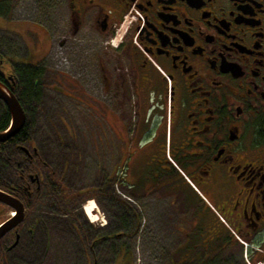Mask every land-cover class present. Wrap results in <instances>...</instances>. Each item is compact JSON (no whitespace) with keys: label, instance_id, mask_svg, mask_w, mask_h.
Returning <instances> with one entry per match:
<instances>
[{"label":"flooded vegetation","instance_id":"1","mask_svg":"<svg viewBox=\"0 0 264 264\" xmlns=\"http://www.w3.org/2000/svg\"><path fill=\"white\" fill-rule=\"evenodd\" d=\"M13 1L0 0L8 15L0 17L11 18ZM51 1L56 104L117 109L118 159L100 188L107 198L116 183L118 225L102 218L94 228L77 211L90 193L44 200L53 178L45 168L65 175L28 138L7 156L0 189L20 199L23 217L0 237V264H45L50 223L85 264H98L110 240H120L117 251L143 232L147 200L196 204L199 264H264V0ZM49 2L39 0L44 17ZM11 72L5 81L14 84ZM0 206L1 225L16 208Z\"/></svg>","mask_w":264,"mask_h":264},{"label":"rangeland","instance_id":"2","mask_svg":"<svg viewBox=\"0 0 264 264\" xmlns=\"http://www.w3.org/2000/svg\"><path fill=\"white\" fill-rule=\"evenodd\" d=\"M12 7L11 18L0 20V52L14 63L33 65L39 62L45 70L40 111L31 112L33 144L39 146L52 166L63 171L66 184L77 192L76 196H80L79 189L94 196L100 193L97 189L117 163L119 124L114 116L117 109H111L105 116L103 109L94 104L67 109L58 106L52 87L57 59L61 56L55 44L53 2L50 0L45 17L39 0L13 1ZM65 160H68L66 168L63 167ZM109 190L119 194L115 182L109 184ZM92 196L82 200L83 203L95 200L98 218L91 220L82 207L77 211L82 210L94 228L102 218L109 220L110 230L116 228L115 202L102 196L99 203ZM171 204L177 206L174 211ZM142 207L143 232L123 237L117 251L120 240H110L103 253H98V264H199V253L192 246L197 234L196 204L183 209L180 200H147ZM1 211L0 222L8 215L7 208ZM50 225V248L45 264H85L82 251H70L67 247L73 238L56 230L53 223ZM37 247H27L29 257L35 256Z\"/></svg>","mask_w":264,"mask_h":264},{"label":"trees","instance_id":"3","mask_svg":"<svg viewBox=\"0 0 264 264\" xmlns=\"http://www.w3.org/2000/svg\"><path fill=\"white\" fill-rule=\"evenodd\" d=\"M7 15L6 10L0 7V16ZM12 58H9L7 55L0 52V80L5 81L7 76V66ZM11 68V65H9ZM42 69L43 66L38 64H22L12 67L10 72H13L14 84L6 82L11 88L15 95L20 100L21 104L24 106L28 112L29 119L26 121L24 127L17 133L14 137L10 138L5 142H0V188L7 189L6 185V174L8 171V162L7 156L10 154L11 150H17L19 144L25 143L26 139H32V124L30 122V113L32 111L37 112L40 110V84L42 83ZM11 72V73H12ZM11 75V74H10ZM10 112L7 106L0 99V130H3L8 127L10 123ZM17 156L18 153H12ZM11 154V155H12ZM46 172L53 176V178L47 179V183L44 185L43 198L44 200H67L71 196L76 194L75 191L72 194V189L67 186V184L59 178V173H56L54 176L53 172L48 168H45ZM82 191V192H81ZM100 193L92 194L89 196L95 197L99 202H101V197L105 196L102 194V189L99 187L97 189ZM84 191L82 189L78 190L79 194H82ZM86 196V197H89ZM85 197V198H86ZM106 197L110 201H114L117 204L118 200L115 194L111 190H108Z\"/></svg>","mask_w":264,"mask_h":264},{"label":"water","instance_id":"4","mask_svg":"<svg viewBox=\"0 0 264 264\" xmlns=\"http://www.w3.org/2000/svg\"><path fill=\"white\" fill-rule=\"evenodd\" d=\"M6 68L7 72L10 73V66L8 65ZM0 99L7 106L11 115L8 127L0 130V142H5L19 133L26 123L27 116L20 100L7 83L2 80H0ZM22 148L26 147L22 146ZM19 200L13 194L0 189V201L16 208V215L0 225V237L22 219L23 206Z\"/></svg>","mask_w":264,"mask_h":264},{"label":"bare ground","instance_id":"5","mask_svg":"<svg viewBox=\"0 0 264 264\" xmlns=\"http://www.w3.org/2000/svg\"><path fill=\"white\" fill-rule=\"evenodd\" d=\"M84 210L86 212V214L88 216H90V219L91 220H96L98 218V212H97V209H98V205L97 203L95 202V200L93 199H90L89 201H87L85 204H84ZM99 210V209H98Z\"/></svg>","mask_w":264,"mask_h":264},{"label":"crops","instance_id":"6","mask_svg":"<svg viewBox=\"0 0 264 264\" xmlns=\"http://www.w3.org/2000/svg\"><path fill=\"white\" fill-rule=\"evenodd\" d=\"M0 20H1V21H4V18L0 17Z\"/></svg>","mask_w":264,"mask_h":264}]
</instances>
